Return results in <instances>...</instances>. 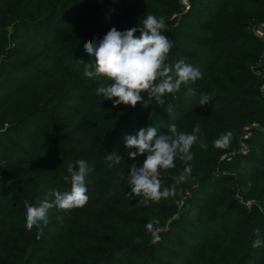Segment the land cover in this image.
<instances>
[{
	"label": "trees",
	"instance_id": "obj_1",
	"mask_svg": "<svg viewBox=\"0 0 264 264\" xmlns=\"http://www.w3.org/2000/svg\"><path fill=\"white\" fill-rule=\"evenodd\" d=\"M148 15L165 20L166 62L184 59L202 78L163 105L114 107L96 91L111 81L85 75L84 43ZM263 25L264 0H0V264H264V244L253 247L264 238ZM173 124L198 137L192 160L177 152L159 170L175 194L131 199L130 167L146 154L130 159L124 137L149 126L169 135ZM78 160L91 169L86 205L54 207L42 232L29 231L24 202L69 191ZM153 220L164 229L155 243Z\"/></svg>",
	"mask_w": 264,
	"mask_h": 264
},
{
	"label": "clouds",
	"instance_id": "obj_2",
	"mask_svg": "<svg viewBox=\"0 0 264 264\" xmlns=\"http://www.w3.org/2000/svg\"><path fill=\"white\" fill-rule=\"evenodd\" d=\"M166 30L165 20L154 15L143 17L136 27L128 30L110 28L101 39L88 40L84 43V51L91 58V62L85 65V75L88 77H105L111 81L107 86L97 87V94L102 95L105 100L112 102L113 106L127 105L135 108L138 103L147 108L153 99L156 104L165 103L163 97L168 94L175 95L181 85L195 82L202 78V73L186 60L181 59L174 65L168 64V55L173 47V41L162 34ZM139 33V35H137ZM82 60V59H81ZM91 69V70H90ZM189 89V94L192 93ZM145 93V95H142ZM211 100L208 94H201L200 105H206ZM167 112V109L165 110ZM169 135L158 133L157 129L149 127L139 128L135 134L124 137L125 147L135 148L136 151L129 152V158L146 154L142 166L137 167L133 163L130 167L128 184L131 191L126 193L131 199L143 195L144 203L149 200L159 201L175 194L174 188H163L159 170L175 167L174 159L177 152L181 153L182 159L192 160L190 154L192 145L197 141L196 134H185L178 132L176 126H169ZM194 133L200 132L197 125ZM231 133L222 134L214 143L216 147H226L229 143ZM202 147L206 145L202 144ZM108 161L120 163L121 156L109 153ZM78 170L68 165L71 188L69 191H51L37 205L25 201L26 228L31 231L35 226L41 229V224L47 225L48 213L52 208L70 211L86 205L88 201L85 178L91 169L84 160H78ZM192 169L189 165L180 174L177 184L186 181ZM64 179L69 180V176ZM51 197V199H49ZM159 221L153 220L146 228L153 236V242L160 240L164 229L159 227ZM257 236L260 230L256 229ZM264 244V238L254 241L253 247Z\"/></svg>",
	"mask_w": 264,
	"mask_h": 264
},
{
	"label": "built area",
	"instance_id": "obj_3",
	"mask_svg": "<svg viewBox=\"0 0 264 264\" xmlns=\"http://www.w3.org/2000/svg\"><path fill=\"white\" fill-rule=\"evenodd\" d=\"M183 3H185V0H183ZM263 27H264V25H263ZM255 32H256L258 35H261V34H262V29H261V28H258V29L255 30ZM247 137H248V134L245 133V134L243 135V138H247ZM241 146H242L241 150H242V151H245V149H244L245 146H244L243 143L241 144Z\"/></svg>",
	"mask_w": 264,
	"mask_h": 264
}]
</instances>
